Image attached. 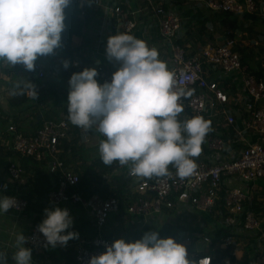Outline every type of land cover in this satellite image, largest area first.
<instances>
[{
    "label": "built area",
    "instance_id": "obj_1",
    "mask_svg": "<svg viewBox=\"0 0 264 264\" xmlns=\"http://www.w3.org/2000/svg\"><path fill=\"white\" fill-rule=\"evenodd\" d=\"M174 1L136 0L137 5L125 9L121 0H79L81 14L87 6L100 10L97 48L106 49L108 38L116 33L130 34L135 26V12L144 10L150 13L169 53V69L175 71L178 80L181 79V72L184 74L181 87L186 94L179 101L184 109L179 116L181 121L201 116L210 122L211 130L203 141L208 151L202 149L201 153L205 157L194 158L197 163L194 174L180 179L176 175V169L170 165V176H134V189L138 196L131 200L127 209L136 219L143 217V224L147 223V216L191 218L197 212L206 218L204 214H207L204 212H209L208 215L211 213L223 220L232 231V234L230 232L222 236V241L215 244L202 227L196 228L198 224L193 223L192 235L178 230L180 236L174 237L184 244L192 239H200L205 244L209 242V246L216 249L235 240V234L242 231H251L257 235V238L247 240L246 244L253 246L252 240H259L264 244L263 212L251 205L260 192L258 181L264 180V105L260 104L264 99V76L252 71L250 62L242 61L240 51L234 47L235 39L229 34L231 30L228 34L225 33L222 40L203 43L196 48L190 47L191 43L180 36L182 17ZM195 1L205 4L213 11L244 15L255 14L260 8L264 13V0L259 4L257 0ZM209 29H212L211 25ZM260 43L264 48V38ZM74 56L68 60L69 63L81 71L95 67L98 71L96 79L101 84L110 82L113 73L120 67L118 62L110 65L93 59L87 60L78 53ZM262 65L264 67V60ZM216 72L218 76L215 75ZM34 73L39 77L48 76V70L39 62H36ZM33 92V86L29 85L27 95H32ZM40 119L41 124L29 133L18 129L15 123L8 122L6 128L12 133L11 146L21 155H31L44 162L47 171L57 176V187L45 195V200L50 205L79 202L86 208L87 217L93 219L96 225V233L88 239H70L66 246H57H73L75 264H89L92 256L102 254L107 250V245L115 241L106 236L103 229L110 214L118 210V199L98 194H92L87 199L82 197L76 188L80 180L76 167L60 156V141L68 137L73 126L68 114L57 119ZM229 128L232 130L228 136L222 133L221 129ZM1 129L0 122V132ZM9 141L4 137L0 144L7 145ZM227 142L232 143V146L224 152ZM24 172L19 161L10 158L5 166V177L0 179V192L7 191L11 186L17 189L25 184L27 177ZM233 177L242 183L231 184ZM5 196L16 200L9 210L19 212L28 204V200L20 194L9 193ZM39 224H33L25 234V244L35 253L48 247L46 238L38 230ZM169 236L171 235L166 234L163 237ZM201 252L195 250L191 257L204 259L206 264H235L229 256L219 258Z\"/></svg>",
    "mask_w": 264,
    "mask_h": 264
},
{
    "label": "clouds",
    "instance_id": "obj_2",
    "mask_svg": "<svg viewBox=\"0 0 264 264\" xmlns=\"http://www.w3.org/2000/svg\"><path fill=\"white\" fill-rule=\"evenodd\" d=\"M70 3L71 0H0V60L11 66L22 64L32 71L38 57L54 54L61 46L65 9ZM106 56L120 64L110 82L101 84L95 67L71 75L67 103L70 122L84 130L96 126L105 137L99 143L105 165L131 163L130 174L138 178L170 176L171 165L180 179L191 177L197 168L194 158L200 155L211 127L201 116L178 119L184 111L179 101L186 94L181 87L183 72L178 80L175 71L159 58L156 48L130 34L110 36ZM69 65L65 61L64 66ZM35 93L36 90L34 98ZM15 203L14 197L0 196V213H7ZM44 211L45 218L37 227L46 238V246H66L70 239L78 238V232L65 231L73 225L69 209L56 206ZM26 240L23 232L16 235L14 264H33V250L25 247ZM0 264H8L3 252ZM89 264L206 261L190 257L187 246L174 237L164 238L159 231H148L135 241L116 239L105 252L92 256Z\"/></svg>",
    "mask_w": 264,
    "mask_h": 264
},
{
    "label": "trees",
    "instance_id": "obj_3",
    "mask_svg": "<svg viewBox=\"0 0 264 264\" xmlns=\"http://www.w3.org/2000/svg\"><path fill=\"white\" fill-rule=\"evenodd\" d=\"M199 3L200 2L197 4ZM121 5L122 7L126 6L124 1H121ZM212 11L213 10H211L207 16L203 14L200 19L198 18L200 25L198 31L205 32L210 25L212 26V29H214L213 26L217 25L215 22H218L221 28L225 30V33L227 32L228 34V31L231 30L232 32L229 34L233 37L235 28L241 22L243 23V21H239L237 18L238 15L230 11ZM65 14L66 26L62 32L61 46L55 50L54 54L38 57L36 61L45 67L49 66V64H52L51 67H57L59 71L57 78L53 79L50 75L39 77L34 73V70L29 71L22 64L11 66L5 61L0 60V88L3 85L5 88L4 90L9 92L10 96L8 98V103L13 110L12 112L4 111L3 116L0 115L2 126L0 141L4 137H7L10 140V143L7 145L0 144V155L4 154L5 156H12V158L18 160L24 168V174L27 177L25 184L20 185L17 189L14 186H11L7 191L0 192V196H5L9 193H16L24 196L28 200L26 207L19 212L20 214H26V217L30 218L31 223L29 229L33 224L42 223L46 215L44 211L46 208L54 209L56 206H59L70 210L72 207L83 206L79 202L61 203L52 206L45 200L46 193L57 187V176L54 173L47 171L44 162L36 160L31 155H21L17 151H14L11 146L12 133L6 128L8 122H13L18 129H21L24 133H29L41 124L42 119L30 126L29 121L18 115V113L22 112H31L33 120L40 111L42 112V118L44 119H57L60 117V111L64 114H68L67 103L70 91L68 81L74 73L75 66L71 65V68H66L64 65L65 61L71 59L75 52L74 47H72V35L76 34L80 36L82 39V46H90L98 37L100 10H94L93 6H87L86 10L81 14L79 0H71L69 6L65 9ZM234 47L240 51L242 61L249 62V59L245 55V49L247 47L244 45H234ZM55 58H62V60L59 63H56ZM251 70L257 75L264 76V70H255L253 67H251ZM70 71L73 72L70 73ZM29 85L33 86L34 91L36 90V98H34L33 95H27L26 89ZM0 112H3L1 108ZM33 120H31V122ZM221 130L222 133H225V135L228 136L232 128ZM103 139H105V137L100 135L97 146L98 150L94 154H91L90 156L82 155L80 164L76 168V171L80 176L76 188L84 199H87L92 194H98L102 197L113 196L118 199V210L109 216L103 229L106 236L116 240L118 239V229L112 224L121 222L123 217L133 218L132 214L128 211L127 206L132 199L138 196V194L134 189L135 178L129 174V170L132 166L131 163L125 166H121L118 161L113 162L112 165H105L103 163L99 153V143ZM60 145L62 146L60 156L63 158H65V152L68 150L69 146H73V149L77 148L75 145H71L68 139H62ZM231 146L232 143L227 142L224 152L228 151ZM202 149L208 151L204 143H202ZM204 157V154L200 153L196 158ZM251 205L256 210H261L264 213V201L262 200V197L259 196V193L256 194ZM204 213L207 214L206 216H208L211 223L210 227L204 228V232L210 236L213 243H219L222 241V236H226L230 232L232 234L230 226L224 223L223 220L216 216H212L211 213L208 215L209 212ZM70 215L73 217V225L67 229V231H76L79 233L78 238L72 240L75 241L79 238L88 239L96 233L97 229L93 219L88 218L84 213L77 217H74V214L72 213H70ZM168 223H162L160 226L156 223H146L139 228V233L136 234L135 239L132 238L129 242L142 238L144 233L148 231H159L161 237L166 234L174 236L172 230H169L167 225H170L172 229L176 227L179 229L180 225L177 224L178 222L175 225ZM111 225L112 227L110 228ZM237 238L238 237L236 236L235 240H232L226 246L217 247L216 249H212L210 245L201 253H210L212 256L219 258L229 256L235 264H257L251 253L253 250L252 246L249 243L245 244L246 248L239 257L235 256L233 251L236 248ZM34 254L36 257H42L44 254H47L48 256L52 255L56 257V260H62L65 264H75V250L73 249V246H48L46 249L42 251L39 250Z\"/></svg>",
    "mask_w": 264,
    "mask_h": 264
},
{
    "label": "crops",
    "instance_id": "obj_4",
    "mask_svg": "<svg viewBox=\"0 0 264 264\" xmlns=\"http://www.w3.org/2000/svg\"><path fill=\"white\" fill-rule=\"evenodd\" d=\"M121 1H124V3L126 4V6L123 7L125 9L134 7L135 5H137L136 0H121ZM257 1H258V4L261 2V0H257ZM197 3L198 2L195 0H175L174 1V5L180 10L181 17H182L181 28L179 31L180 36H183L184 40L191 44L195 43L194 40L196 39H198V42H202V43L222 40L223 36L225 35L224 34L225 30L221 28L218 22L214 21L221 29L215 24L216 26H213L214 29L210 30L208 27L205 30V32L198 31V28L200 26L199 25L200 17L203 14L207 16L211 12V10L205 4H202V3L197 4ZM237 18L239 21H243V23L241 22L235 28V33L233 35V38L235 39V45L246 46L247 48L245 49V55L249 59V62L251 63V67H253L255 70H263L264 67L262 63L264 60V48L260 42L264 38V13H262V11L259 8V11L255 12V14H249V15L241 14V15H238ZM134 19H135V26L131 30L130 34L135 36L136 38L145 40L150 48L152 47L156 48L159 52V57L161 56L164 57V59L167 60L169 64V53H167V56H165V54L163 53L167 49L162 43L161 35L157 27L154 25V21H153L151 14L144 10L135 12ZM256 41H258L259 43H255ZM81 43H82V39L80 38L79 35H76V34L72 35V47H74L75 49L74 55L78 53L79 56H82L87 60L93 59V60L101 61L104 63H108L110 65L114 64L115 61H110L107 58L105 48L96 47V40H94L90 46H85V45L82 46ZM47 62L50 63L49 61ZM71 65H69L68 67L71 68ZM51 66L52 64H49V66H46V67L44 66V68L48 70V75L50 72V75L52 76V78L55 79L57 78L59 71L57 67H51ZM78 71H81L80 68L75 66L74 73ZM72 72L73 71H70V73ZM215 75L218 76V72H216ZM5 92H6V99L5 98L0 99V108L1 110H3V113L4 111L6 112V110H8V112H12L13 111L12 107L8 103V98L10 94L8 91H5ZM260 104L264 105V99L260 101ZM60 113L64 114L63 112H60ZM18 115L21 118H24L27 121H29L30 126L33 125L34 120L32 119L31 112H26V113L22 112V113H18ZM31 120L33 121L31 122ZM87 135H92V137L87 138ZM100 135L102 134L97 131L96 126H93L91 129L84 130L78 126L73 125L71 126L68 132V137H66L65 139H68L71 145L75 144V147L77 144H79L77 146L83 145L81 140L90 139L92 143L96 144L95 151H97L98 150L97 146H98ZM60 142H62V140ZM91 146L92 145H90L87 148L86 147L83 148V150L84 149L86 150L84 151V153L79 152V149H76V148L73 149V146H69L68 150L65 152L66 160L71 165L78 167V164H80V161L82 159V155L83 156L87 155L88 150ZM87 156H90V155H87ZM3 157L4 159H6L4 154H1L0 158L3 159ZM10 158L12 159V157H9L6 159V164ZM3 177H5V168L0 167V179ZM258 185L260 188L259 191L264 190V180L260 179L258 181ZM76 207H79V206H76ZM20 212L8 210L7 213H0V252H3L8 256V264H14V261L12 260V254L15 251L16 235L21 232H23V234L25 235V233L29 230V228H27L24 231H16L15 227H17L20 230H23L22 225L18 223V219L22 220L24 219L23 216L24 215L26 216V214L24 213L20 214ZM82 213H78V214L75 213L74 217L82 215ZM204 216L207 218L205 214ZM153 218H154L153 216H147L145 221H147V223L149 224L155 223ZM139 219H143V217H139ZM7 221L8 223L6 224L5 222ZM142 226H139V227H142ZM119 235L121 234L119 233ZM235 235L238 238H237L236 248L234 250V253L237 257H239L246 248L245 246L246 241L251 239V237H254L255 235L251 231H242L240 233H236ZM255 238H257V235L255 236ZM188 242H191L189 244L190 245L189 250H191V253L195 250L203 251L206 247H208V245L206 246V244L203 243L200 239H197L194 241L190 240ZM252 242H253V246H252L253 250L251 251V253L253 254L255 262L257 264H264V249H262V246H264V244L262 243V241H259V240H255V241L252 240ZM25 247H28V246L25 244ZM35 257L36 256L34 252L32 251L33 264H45V262L42 260L45 257L49 259L56 258L52 255L48 256L47 254H44V256L42 257H37V259ZM59 261L61 264H65L63 263L62 260H59ZM46 264H49V263H46Z\"/></svg>",
    "mask_w": 264,
    "mask_h": 264
},
{
    "label": "rangeland",
    "instance_id": "obj_5",
    "mask_svg": "<svg viewBox=\"0 0 264 264\" xmlns=\"http://www.w3.org/2000/svg\"><path fill=\"white\" fill-rule=\"evenodd\" d=\"M194 41H195V43L191 44V46H190L192 48L193 47L196 48V47L201 46L203 44L202 42H198V39H196ZM163 53L165 54V56H167L168 51L165 50ZM159 58L162 61L166 62V64H168V61L165 60L164 57L161 56ZM61 60H62V58H55L56 63H59ZM4 89L5 88L2 85L1 88H0L1 99H4V98L6 99V92H5L6 90H4ZM6 111H8V110H6ZM60 112H62V111H60ZM60 112H59V115L60 116H64V114H61ZM178 119H180V117H178ZM90 137H92V135H87V138H90ZM81 141H82V144L83 145H81V146H77L79 144L76 145V147H77L76 149H79V152H83L84 153V151H86V150H83V148H85V147L87 148L90 145H92V146L89 148L87 155H91V154H94L96 152L95 151L96 144L95 143H92V141L90 139L89 140H84L83 139ZM9 157H12V156H5L6 159L9 158ZM6 159H4V157H3V159L0 158V167H4L5 168V166H6ZM75 167L77 168V166H75ZM232 182H231V184H236V185H240L242 183L241 180L236 179L235 177L232 178ZM259 196L262 197V200L264 201V190H261L259 192ZM70 211H71L72 214H75V213L78 214V213H82L83 212L86 215V208L85 207H80V206L79 207H72L70 209ZM262 215L264 217V213H262ZM23 217H24V219H22V220H19L18 219V223H20L22 225L23 230H20L17 227H15L16 228V231H24L27 228H29V225L31 223L30 218L26 217L25 215ZM153 217H154L153 218L154 219V222L158 226L162 225V223H166L167 224L168 222H169L168 224L171 223V224L175 225L178 222L177 224L180 225V227L178 226L180 229H177V227L172 229L170 225H167L168 229L169 230H172V232L174 234L173 237H176L177 235L180 236V234L178 233V230H183L185 233L186 232H190V235H192L191 233L193 232L192 230L194 229V227L192 225L193 223L198 224L196 226V228L202 227V229L205 228L204 226L210 227V225H211L210 221L207 218H204L202 215H200L197 212L191 218H183V217H175V216H173V218H169V216L167 218H164V217H157V215H154ZM135 219H136V217H133V218H129V217H127V218L125 217L124 218L123 217L121 219V222H116V224H112V225L115 226L116 229H118L117 232H119V230H120L119 233L121 235H119V233H117V238L118 239L119 238H124L127 241L131 240L132 238L135 239L136 234L139 233V228H140L139 226H140V224L141 225L143 224V219H136V220ZM5 223L7 224L8 221L5 222ZM112 225L110 226V228L112 227ZM181 227H183L184 229L181 228ZM105 230L107 231L106 228H105ZM192 237L193 238H199V237H195V236H192ZM192 241H194V240L192 239ZM190 243L191 242H188V244H187V242H186L185 245L187 246L189 256L191 257L192 256L191 255V250H189V248H190V245L189 244ZM209 244H210L209 242L206 243V246L207 245L209 246ZM35 258L37 259V257H35ZM42 260L45 262V264L46 263H49V264H61L60 261L56 260L55 258L49 259V258L45 257ZM39 262H40V260H39Z\"/></svg>",
    "mask_w": 264,
    "mask_h": 264
},
{
    "label": "water",
    "instance_id": "obj_6",
    "mask_svg": "<svg viewBox=\"0 0 264 264\" xmlns=\"http://www.w3.org/2000/svg\"><path fill=\"white\" fill-rule=\"evenodd\" d=\"M42 117V112L40 111V112H38V114H37V116H36V118L34 119V123H36V122H38V120H40V118ZM177 240V239H176Z\"/></svg>",
    "mask_w": 264,
    "mask_h": 264
}]
</instances>
